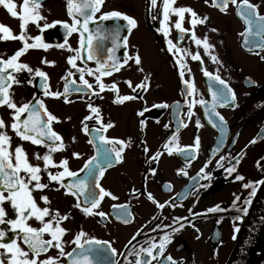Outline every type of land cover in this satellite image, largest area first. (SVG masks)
Returning <instances> with one entry per match:
<instances>
[{
    "label": "flooded vegetation",
    "instance_id": "af4514ba",
    "mask_svg": "<svg viewBox=\"0 0 264 264\" xmlns=\"http://www.w3.org/2000/svg\"><path fill=\"white\" fill-rule=\"evenodd\" d=\"M22 2L23 0H14L17 11ZM161 2L162 0H157L158 7ZM251 2L259 4V12L264 15L262 0H251ZM173 6L191 7L199 17L207 16L204 24L195 26L194 32L201 39L207 36L208 42L213 46L210 53L217 57L219 63H214L210 55L204 53L202 46L194 44L189 38L190 33L185 34L178 46L187 49L189 53H199L201 57L199 61H193L190 55L184 57V62L191 74L189 77V72L185 71V79H192L197 93L195 97H188L189 101L195 98L211 102L209 87H219L215 81L204 76L202 68L209 73L219 75L235 93V107H216V112L224 118L225 134L221 136L220 129L214 128L209 123L202 105L196 104L192 109L194 115L191 117L187 115L184 85L180 81L176 64L178 57L168 51L166 39L158 31L160 19L158 8H153L150 0H105L101 11H120L137 21V27L131 33L122 27L120 34L121 37L128 36L127 51L130 55L140 56L142 61L140 67L143 68L142 72L138 71L137 65L129 61L130 67L125 66L121 71L102 78L103 82L108 85L115 82L119 95H134L137 99L125 101L122 104L113 103L116 94L108 90L100 94L103 99L91 98L92 103L100 109L103 122L113 124V127L104 134L110 138L127 142L122 153V161L114 162L111 167L106 168L100 181L101 185L113 193L117 199L112 200L106 197L97 209L107 214L106 219L99 216H85L79 209L73 207L76 198L65 195L62 189L56 191L58 185L55 182H49L46 173L42 174L41 182L50 183L49 188L43 190V193L34 191L33 196L38 205L44 207L40 196L46 195L50 201L48 205L50 209L58 210L61 214H67L70 217L62 222V226L68 229L63 237L65 242L70 241L77 231L83 230L89 237L109 241L118 252H125L124 246L133 235L136 239L129 244V248L133 246L139 248L145 246L144 242L149 238L155 237L158 240L163 232H170L169 228H164L163 231H153L157 224L177 227L172 223V217H187L194 227L183 220L180 221L185 224V227L171 234V242L167 245L164 255H171L178 261L182 260L183 264H225L252 199L260 186H257L255 194L249 197L250 189H244L242 183L264 178V167L257 166L258 161L264 164V159H262L264 158V61L254 54L259 52L264 56V50L253 47L250 52L241 46L244 38L238 34L244 31L245 24L236 15V8L232 5H229L226 13L212 7L211 0L208 4H205L204 0H175ZM41 15L46 17L49 23L54 20L70 22L66 13V0H42ZM152 16H157V19L153 20ZM175 19V16L170 17L171 23H174ZM189 19L188 14H185L183 27L186 29L191 28ZM40 23L42 24L43 21ZM97 23L102 28L111 29L114 25H125L126 22L108 20L102 23L97 21ZM0 24L8 26L14 35L20 33L19 20L11 17L3 6H0ZM90 27L94 28L95 25H90ZM25 30L28 36L40 35L49 48L47 50L29 49L20 57V61L27 63L33 69L39 68L44 71L49 78L50 89L63 92L64 81L61 77L69 70L66 58L70 54L67 50L56 47L64 43L63 28L55 25L40 32L34 24L29 23ZM168 39L176 42L177 30L171 28ZM77 41L78 34L74 33L69 38V43L76 48L78 47ZM28 42L32 41L28 40ZM103 43L106 47L111 46L110 39ZM21 46L22 43L19 40L0 41V56L7 59ZM116 54L122 58L123 47L117 49ZM41 59L55 63L54 65L43 64ZM85 64L95 68L93 61L81 63L77 60L79 67H84ZM72 71L75 73V69ZM16 75L23 83L13 85L11 89L13 100L20 104L33 100L34 97L41 99L48 111L59 118V122H53L52 128L62 137L65 148L52 153V157L56 163L60 159H67L70 170L77 172L83 167L84 162L95 154L93 146L88 143L91 136L81 131V121L84 116L89 115L86 107L89 97L85 95L81 100L79 99L80 94L70 93L71 103H65L63 99L45 97L42 94L39 77L32 78L26 72ZM145 77H147L148 84L146 91L137 89L133 92L132 88L125 83V81H131L132 86L135 87ZM28 79H32V84L26 82ZM68 79H74L78 84L79 74L76 73ZM86 79L94 83L92 77L86 76ZM249 80L253 83H249ZM174 102L180 104L176 111L173 110ZM160 103H166L169 107H153ZM9 111L6 107H0V118L8 123L11 122ZM212 119L219 123L215 117ZM141 120L145 124L143 130L140 127ZM179 120H183L187 126L179 127ZM197 120L200 121V127L196 126ZM84 123L89 129L99 127L94 119ZM166 124L167 128H165ZM5 131L11 137L10 151H14L15 146L20 144L27 152L29 161L32 164L39 163L43 167V161H37L34 153L38 152L42 156L47 151L44 147L21 141L11 128ZM173 132H176L178 136L175 145L180 148L192 145L194 139L199 137L196 158L190 164L186 165L184 155L175 151L169 155L161 147ZM254 138L256 142L249 144V141ZM218 145H221L219 150L213 154V150ZM170 146H172L171 142ZM157 151L161 154L158 159L154 160L152 157ZM73 152L79 153V158H73L71 155ZM238 153H240V163L236 165V173L229 176L223 167H217L216 161L221 156L225 157L221 163L227 167L230 163H235L232 158ZM206 162L205 173L210 174V177L201 179L197 173ZM152 169H155L154 174ZM181 169L187 175L178 172ZM50 171L55 173L60 169L50 168ZM78 174L84 176V173ZM236 174L242 175L245 178L244 181H236ZM68 179L66 177L63 182L67 183ZM165 185H170V190L166 189ZM149 193L156 201L163 203L167 200L169 204L163 209H157L148 200ZM235 196L241 197L237 202L239 208L245 207L243 202L245 198L250 199V203L246 205V213L237 212L233 208L232 200ZM113 205H128L131 221L125 224L117 219ZM215 205H219L221 211L206 213L209 207ZM3 206L10 218H14L10 204L5 202ZM189 209L192 213L200 215H192ZM237 215L241 216L240 220H234ZM217 220H220L219 224ZM29 223L33 227H39L34 219H30ZM0 227H6V225H0ZM44 238L48 239L47 234ZM73 247L74 245L65 243L66 252L71 251ZM56 254V250L52 248L48 253L41 254L39 258L44 259L48 255L56 256ZM61 260L63 264H66L63 257Z\"/></svg>",
    "mask_w": 264,
    "mask_h": 264
},
{
    "label": "snow or ice",
    "instance_id": "6c2138e0",
    "mask_svg": "<svg viewBox=\"0 0 264 264\" xmlns=\"http://www.w3.org/2000/svg\"><path fill=\"white\" fill-rule=\"evenodd\" d=\"M104 2L105 0H66V13L70 22L54 20L49 23L46 17L41 15L42 0H23L19 5V11H17V5L14 0H0V6H3L11 17L19 20L20 28V33L14 35L8 26L0 24V41L19 40L22 43V46L8 56L7 59L0 56V107H6L10 110L9 115L11 117L10 123L0 118V225H6V227H0V250H2L0 251V264H63L61 257L64 258L66 264H153V262L155 264H183L182 260L178 261L171 255L165 256L164 253L167 245L171 242V234L185 227V224L180 221L183 220L194 227L187 217H172V223L177 225V227L157 224L153 231H163L164 228H169L170 232H163L158 240L155 237L149 238L144 242L145 246L129 248V244L136 239V236L133 235L131 240L124 246L125 252H118L109 241H101L95 237H89L83 230L77 231L70 241L65 242L63 237L68 229L62 226V222L70 217L67 214H61L58 210L50 209L48 207L50 201L46 195L42 194L40 196V200L45 205L44 207H40L33 196L34 191L43 193V190L49 188L50 183L41 182L42 174L46 173L47 180L58 185L55 189L56 191L62 189L65 195H71L76 198V203L73 207L79 209L85 216L92 215L106 219L107 214L97 209L104 198L117 199L113 193L101 185L100 181L105 174L106 168L111 167L114 162L119 163L122 161V153L127 142L117 138H110L104 134L109 128L113 127V124L111 122H103L100 109L92 103L91 98L99 97L103 99L100 94L108 90L116 94L112 101L113 103L122 104L125 101L137 99L134 95H119L117 84L115 82L110 85L105 84L102 78L121 71L125 66L130 67L129 61L137 65L138 71L142 72L143 68L140 67L142 64L140 56L138 54L130 55L127 51L128 36L121 37L120 34L122 27H125L128 33H131L137 27V21L120 11H101ZM174 3L175 0H162L158 7L157 0H150L151 6L158 8V15L160 16L158 31L164 35L168 51L178 57L176 64L180 81L184 85V103L188 108L187 115L189 117L193 116V107L196 104L202 105L209 123L214 128L218 127L221 131V136H223L226 132L225 122L223 116L216 112V107H235V93L219 75L209 73L202 68L204 76L215 81L219 87H209L211 102L195 98L189 101L188 97H195L197 93L192 79H185V71L189 72V77L191 74L184 62V57L190 55L193 61H199L201 57L199 53H189L187 49L178 46L179 42L184 39L185 34L190 33L189 38L194 44L202 46L204 53L210 55L214 63H219L217 57L210 53V49L213 46L208 42L207 36L201 39L194 32L195 26L204 24L207 16L201 18L191 7H174ZM204 3L208 4L209 0H204ZM262 3H264V0H262ZM229 5L236 8V15L245 24L244 31L238 34L244 38L241 46L250 52L253 47L264 50V15L259 12L260 5L252 3L251 0H211V6L218 8L222 13L227 12ZM185 14L190 17L189 24L191 28L189 29L183 27ZM172 16L176 17L174 23L170 21ZM151 18L155 20L157 16H152ZM108 20H123L126 23L125 25H114L111 29L102 28L97 23V21L102 23ZM41 21H43L42 24L40 23ZM29 23L34 24L40 32L55 25H60L64 30V43L56 45V47L65 49L70 53L66 58L69 70L61 77V80L64 81L63 92L50 89L49 78L44 71L39 68L33 69L27 63L20 61V57L26 54L29 49L47 50L49 48V45L43 42L40 35L34 37L27 35L25 29ZM90 25H95V27H90ZM171 28L177 30L176 42L168 39ZM212 31H216V29H212ZM74 33L78 34V47L76 48H73L69 43V38ZM109 39L111 40V46L106 47L103 42ZM28 40L32 42L29 43ZM121 47L124 49L122 58L116 54L117 49ZM254 54L264 61V56L260 55L259 52ZM77 60H80L81 63L93 61L95 62V68L88 67L87 64L84 67H79ZM41 63L54 65L55 62L41 59ZM72 69H75V73H73ZM21 72L28 73L32 78H40L42 94L45 97L63 99L65 103H71L69 100L70 93L80 94L79 99L81 100L84 99L85 95L89 97L86 105L89 115L84 116L81 121V131L91 136L88 143L93 146L95 154L89 157L84 162L83 167L77 172L70 170L67 159H60L58 163L53 160L52 153L62 151L65 148L62 137L52 128L53 122H59V118L48 111L41 99L34 97L33 100L21 102L20 104L13 100L11 91L13 85L23 83L16 75ZM76 73L79 74L78 84L76 80L68 79ZM86 76L92 77L94 83H90ZM26 82L32 84L33 81L28 79ZM125 83L132 88L133 92L137 89L146 91L148 88L147 77L136 84L135 87L132 86L131 81H125ZM249 83L253 82L249 80ZM153 107L168 108L169 105L160 103L153 105ZM179 107V102H174L173 110L176 111ZM138 114L142 115V113ZM213 117L219 123L213 120ZM93 119L99 127L89 129L84 122ZM144 126V121L141 120V130H143ZM178 126L186 127L187 125L183 120H179ZM196 126L200 127L199 120L196 121ZM167 127L168 125L166 124L165 128ZM8 128H11L15 136L21 141L42 146L47 150L42 156L38 152L34 153L37 161H43V167L39 163L32 164L29 161L27 152L22 145H16L14 151L9 150L11 137L5 131ZM177 140V133L173 132L168 141L161 147L169 155H172L174 151L184 155L186 165L190 164L196 158L199 137L194 139L192 145H187L183 148L176 147L175 142ZM170 142L172 146H170ZM255 142L256 139L254 138L249 141V144H254ZM220 146L218 145L213 150V154L219 150ZM145 151H147L146 148ZM160 154L157 151L152 159H158ZM71 155L73 158H79L80 154L73 152ZM232 159L235 163H230L227 167H224L221 163L225 160L224 156H221L216 161L217 167H223L229 176L237 172L236 165L240 163V153ZM257 166L264 167V164L258 161ZM50 168H58L60 171L53 173ZM206 168L207 162L197 173V176L201 179L210 177V174L205 173ZM152 172L154 174L155 169H152ZM178 172H183L184 175H187L183 169L178 170ZM78 173H84V176H80ZM66 177L69 179L67 183H64L63 181ZM244 179L240 174L235 175L236 181H244ZM262 184H264V179L242 183V187L250 189L249 197H251L255 194L256 187ZM170 187V185H165L166 189L170 190ZM147 198L157 209H163L169 204L167 200L163 203L156 201L151 193L147 195ZM240 199V196H235L232 200V206L237 212L246 213V205L250 203V199L245 198L243 201L245 207L239 208L237 207V202ZM5 202L10 204L14 218H10L9 213L5 210L3 206ZM172 206L174 207L175 205ZM112 207L113 211L116 212L117 219L125 224L131 221V212L128 210V205H113ZM117 209H119L118 212ZM219 211H221L220 206L215 205L209 207L206 213ZM189 212L192 215H200L192 213L191 209H189ZM30 219L37 221L39 227H33L29 223ZM240 219L241 216L239 215L234 217V220ZM217 223L219 224L220 220H217ZM45 234H47L48 239L44 238ZM137 234H139V230H137ZM65 243L74 245L71 251H65ZM52 248L56 250V256L48 255L44 259L39 258L41 254L48 253L49 249ZM118 257L121 259L118 260ZM129 257H132V259H129Z\"/></svg>",
    "mask_w": 264,
    "mask_h": 264
},
{
    "label": "water",
    "instance_id": "95a60500",
    "mask_svg": "<svg viewBox=\"0 0 264 264\" xmlns=\"http://www.w3.org/2000/svg\"><path fill=\"white\" fill-rule=\"evenodd\" d=\"M264 258V184L253 199L226 264H258Z\"/></svg>",
    "mask_w": 264,
    "mask_h": 264
},
{
    "label": "trees",
    "instance_id": "16d2710c",
    "mask_svg": "<svg viewBox=\"0 0 264 264\" xmlns=\"http://www.w3.org/2000/svg\"><path fill=\"white\" fill-rule=\"evenodd\" d=\"M261 264H264V263H261Z\"/></svg>",
    "mask_w": 264,
    "mask_h": 264
}]
</instances>
